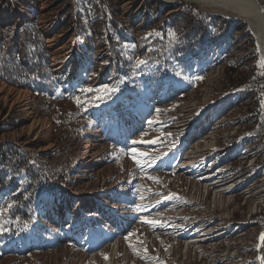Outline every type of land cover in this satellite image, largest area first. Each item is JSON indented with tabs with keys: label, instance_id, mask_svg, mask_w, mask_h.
Instances as JSON below:
<instances>
[{
	"label": "rangeland",
	"instance_id": "374dc122",
	"mask_svg": "<svg viewBox=\"0 0 264 264\" xmlns=\"http://www.w3.org/2000/svg\"><path fill=\"white\" fill-rule=\"evenodd\" d=\"M71 1L0 0V34L36 19L60 75L50 111L0 78V142L51 179L31 202V225L0 208V264H264L254 28L203 1ZM182 3L233 22L186 64L142 58L155 33L146 28ZM159 69L168 72L153 77Z\"/></svg>",
	"mask_w": 264,
	"mask_h": 264
},
{
	"label": "trees",
	"instance_id": "16d2710c",
	"mask_svg": "<svg viewBox=\"0 0 264 264\" xmlns=\"http://www.w3.org/2000/svg\"><path fill=\"white\" fill-rule=\"evenodd\" d=\"M66 5L71 7L72 1L69 0ZM232 22L228 16L182 3L163 21L146 28L148 31L153 28L155 33L144 44L142 58L160 63L167 69L175 59L186 64L190 55L199 53L206 45L219 43L220 35ZM1 30L0 78L18 87L33 89L37 92V107L41 111H50V97L54 99L60 75L53 70L47 37L39 23L36 19L22 23L9 22L1 25ZM167 72L159 69L150 73L155 77ZM0 169V208L13 221L31 225V202L47 187L49 190L51 179L46 171L33 164L26 154L8 142H0ZM22 172L26 175L19 182L18 174ZM18 234L16 230L14 235Z\"/></svg>",
	"mask_w": 264,
	"mask_h": 264
},
{
	"label": "bare ground",
	"instance_id": "6f19581e",
	"mask_svg": "<svg viewBox=\"0 0 264 264\" xmlns=\"http://www.w3.org/2000/svg\"><path fill=\"white\" fill-rule=\"evenodd\" d=\"M163 1L173 3L176 0H163ZM196 1H203L206 3L208 2L214 5H218L219 7L224 8L225 10L231 11L233 13H236L239 16L243 17L245 20H247L255 30L259 49L264 60V3L262 2V0H196ZM224 155L225 154H222L221 156ZM199 231L201 230H198L197 232ZM186 232L188 233L189 231L184 230L181 233L183 234ZM205 234L207 233H201V235H205ZM201 239L202 238L200 237L197 238V240H201ZM189 246H191V243L188 244V247Z\"/></svg>",
	"mask_w": 264,
	"mask_h": 264
},
{
	"label": "snow or ice",
	"instance_id": "6c2138e0",
	"mask_svg": "<svg viewBox=\"0 0 264 264\" xmlns=\"http://www.w3.org/2000/svg\"><path fill=\"white\" fill-rule=\"evenodd\" d=\"M105 87H107V86H105ZM149 223H153L152 221H149Z\"/></svg>",
	"mask_w": 264,
	"mask_h": 264
}]
</instances>
